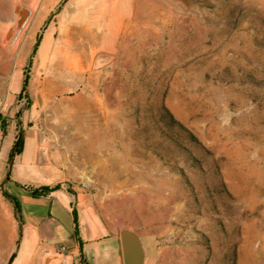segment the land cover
I'll return each instance as SVG.
<instances>
[{"label":"rangeland","instance_id":"1","mask_svg":"<svg viewBox=\"0 0 264 264\" xmlns=\"http://www.w3.org/2000/svg\"><path fill=\"white\" fill-rule=\"evenodd\" d=\"M19 137L72 200L78 264H121L124 225L148 264H264V0H0V264Z\"/></svg>","mask_w":264,"mask_h":264},{"label":"crops","instance_id":"2","mask_svg":"<svg viewBox=\"0 0 264 264\" xmlns=\"http://www.w3.org/2000/svg\"><path fill=\"white\" fill-rule=\"evenodd\" d=\"M15 159L18 162L11 193L7 185L4 186V190L17 199L21 218L19 244L10 264H33L41 259L48 264H54V260H59L60 264L62 260L65 264H78L73 259L74 250L65 255L58 253L59 246L74 247L75 224L70 196L61 190L44 196L32 195L33 189L49 184L54 176L49 178L45 173L48 166L42 165L40 169L35 153L24 150Z\"/></svg>","mask_w":264,"mask_h":264},{"label":"water","instance_id":"3","mask_svg":"<svg viewBox=\"0 0 264 264\" xmlns=\"http://www.w3.org/2000/svg\"><path fill=\"white\" fill-rule=\"evenodd\" d=\"M14 14L15 17L13 20V27L8 32V39L14 36L22 28V26L26 23L30 12L26 7L18 6L14 9ZM52 15L53 12L47 16L41 31H43L44 26L48 23ZM40 38L41 35L38 36L37 41L31 51L28 64H30L31 58L35 53ZM118 242L122 264H148L150 248L144 236L124 225L118 229Z\"/></svg>","mask_w":264,"mask_h":264},{"label":"trees","instance_id":"4","mask_svg":"<svg viewBox=\"0 0 264 264\" xmlns=\"http://www.w3.org/2000/svg\"><path fill=\"white\" fill-rule=\"evenodd\" d=\"M25 88V83L22 85L21 87V92L24 90ZM22 138L19 137L17 142H16V146L14 148V153L15 155H18L21 153L22 151ZM49 192V189L47 187H41L40 189H33L31 191V194L34 195V196H44L46 195L47 193ZM4 196L7 197L11 202H13V205H14V208L16 210V213L18 214V217L20 216V207H19V204H18V201L15 197L9 195L6 191L4 193ZM73 216H74V224H75V227H74V231H73V235H77V228H76V212L75 210L73 209ZM14 254L11 256L10 258V261H9V264L10 262L12 261V258H13Z\"/></svg>","mask_w":264,"mask_h":264},{"label":"bare ground","instance_id":"5","mask_svg":"<svg viewBox=\"0 0 264 264\" xmlns=\"http://www.w3.org/2000/svg\"><path fill=\"white\" fill-rule=\"evenodd\" d=\"M98 168L101 169V168H103V167L100 166V167H98ZM137 180H138V179H137ZM0 223H1L2 230H7V231L9 230L7 234H8V236H10V235H11L10 226H9V225H10V217H9L8 213L5 212V213L3 214V216L0 218ZM1 227H0V228H1ZM7 231H6V232H7ZM0 235H1V234H0ZM0 238H1V237H0ZM2 238H3V236H2ZM2 238H1V239H2Z\"/></svg>","mask_w":264,"mask_h":264},{"label":"built area","instance_id":"6","mask_svg":"<svg viewBox=\"0 0 264 264\" xmlns=\"http://www.w3.org/2000/svg\"><path fill=\"white\" fill-rule=\"evenodd\" d=\"M67 252V248L65 246H59L58 247V253L61 255H65ZM61 264H65L64 260H62Z\"/></svg>","mask_w":264,"mask_h":264}]
</instances>
